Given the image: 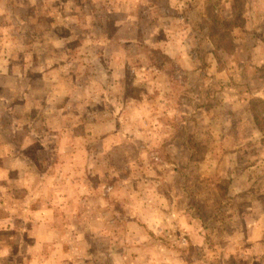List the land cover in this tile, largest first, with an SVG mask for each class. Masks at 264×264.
<instances>
[{
  "label": "rangeland",
  "instance_id": "rangeland-1",
  "mask_svg": "<svg viewBox=\"0 0 264 264\" xmlns=\"http://www.w3.org/2000/svg\"><path fill=\"white\" fill-rule=\"evenodd\" d=\"M100 1H89L91 22L83 0H0V83L8 85L0 88V264H235L219 259L225 247L235 252L228 244L204 259L200 238L212 250L230 237L227 211L249 198L229 195L234 177L248 174L264 189V100L245 97L261 87L264 70L228 68L221 56L215 65L197 41L183 61L198 70L165 61L155 51L165 32L207 25L167 19L164 0H138L131 10L137 47L102 43L100 63L56 66L66 27L50 17L73 18V30L94 34L103 25L112 38L124 8L96 13ZM30 26L58 35L46 43L54 59L37 58L24 71L17 57L7 77L11 52L36 39ZM48 67L62 69L44 81ZM26 119L31 127L19 125ZM177 192L185 195L178 202ZM170 205L195 208L197 222L187 228L177 213H145Z\"/></svg>",
  "mask_w": 264,
  "mask_h": 264
},
{
  "label": "crops",
  "instance_id": "crops-1",
  "mask_svg": "<svg viewBox=\"0 0 264 264\" xmlns=\"http://www.w3.org/2000/svg\"><path fill=\"white\" fill-rule=\"evenodd\" d=\"M83 1L86 5V14L89 15L88 17L92 22L94 20V9L91 7L92 3L89 2L90 0ZM106 1L107 0L103 2L100 1L102 6L95 11L96 13L99 12L98 10L103 14L111 13V11H108L109 8L112 9L111 6H122L124 8L125 18H118V20H116L117 22L114 24L116 28L114 29V33H112V38L102 35L106 34L103 25L99 29V33L94 34L89 30H73L71 24L72 21H75L73 18H71L70 21L65 20L64 22H58L61 20L58 15L51 16L50 22L52 26L63 24L66 27V29L62 28L65 36L62 35L60 37L55 34L53 30H50L48 34L43 32V36H40L38 35L40 32H36L38 31L37 28L30 26L28 30L25 31L32 30L35 32L36 36H34L36 39L34 41H27L26 50L17 52V54L14 53L16 55L11 52L10 56L5 60V64L9 65V70L4 74H7L8 77V74L12 72L11 64L16 62L17 57H20L22 70L24 71L29 69L37 58L54 59L51 51L48 50V46H46V43H51L52 37L54 36H58L60 39L62 38L61 47H63L64 58L58 59L59 62L56 60L53 61L56 66L62 65L63 70L68 66L80 65L83 60H96L97 63H100L104 54H106L107 50H105V48L110 43L114 45L122 41L134 44L135 47H137L138 41L135 36L137 35L135 22L138 16L131 10L134 5L138 3V0ZM111 3L113 4L109 6L108 4ZM141 4L142 2L140 5ZM162 11L165 12L164 16L169 20L177 18L174 15H181L180 18L184 22L187 20V17H192L194 18V25L202 21H205L207 25L203 29L198 30L190 27V30L180 31L178 29L179 32H172L171 34H167V32L164 33L165 37L161 41L162 44L160 48H156L158 50L155 51L163 53L166 56L164 60L167 62L170 61V64L175 63L174 67L177 66L178 70L180 69V71L183 72L184 69H188V67H191L193 70H198V66H196L194 62L192 64H185L183 61L184 53L190 49L189 47H193L195 51L198 52L196 41L199 44V48H207L204 53L213 57L212 62L215 65L218 63L216 57L221 56L223 59L229 61L228 68L236 66L239 67L240 70H246V72L251 69V67L259 72L264 70V0H164ZM166 12L168 14H166ZM57 14H60L59 9L57 10ZM170 14H173V16ZM101 21L104 22V15L101 17L99 16V23H101ZM125 31H129L128 36H123ZM37 36H39V38ZM185 40L189 42L193 41L194 44L189 46ZM73 42H75V46L72 48L71 43ZM102 43L105 44V48L102 46ZM49 46L51 47V45ZM38 54L40 57L35 56ZM89 55L92 56L89 57ZM82 57L85 59L78 61ZM196 59L198 62L200 61L198 57ZM161 68L164 69L165 67L162 66ZM61 69V67L56 69L48 67L43 76V80L51 81V78L53 79L51 73ZM157 69L159 70V68ZM19 76L22 78L23 73ZM246 76L250 77L249 73H247ZM256 82L261 84V87L255 91L256 94L248 92L245 97L248 99L255 98L264 100V78L260 77L259 73H257ZM7 86V84L0 83V88H6ZM66 97H68L67 94ZM54 98H58V94H55ZM31 108L32 107L29 109ZM29 115L35 119L39 118L34 114ZM19 125L21 127H31L28 119L24 120L23 123ZM70 125L72 124L70 123ZM43 126L45 128V133L49 132L48 134H50L55 131L52 125L41 124L39 127L42 128ZM20 129L21 128L18 127L16 130L19 131ZM251 179L252 178L247 174L245 176L237 175L234 177V180L231 181L232 187L229 195L236 198L247 196L250 199L248 198L245 200L246 202L244 205L233 207L227 211L230 228L233 230L232 233H230V237L228 234L226 240L220 241L221 244L213 243L215 246L212 247V250L210 247L211 244L206 245L204 240L200 238L201 246L203 245L205 246L204 248L208 249V254L203 256L204 259L210 257L211 260L216 245L221 246L223 244H228L235 252H229L225 247V251L220 257L218 256L219 259L234 262L235 264H264V204H262L261 201L259 202V198L264 196V189L260 190L258 185L253 187L255 180ZM174 195L176 196L177 202L179 197H185L184 192H177V195ZM253 197L255 199H252ZM172 205H170V207L165 206L167 210H163V212L160 209L151 207L150 210H145V213H177L178 216L176 219L179 224L183 225L186 223L185 226L187 228L194 226L197 220L194 216L191 217L190 214L193 211H197L195 208L186 210L183 206L174 205V207ZM197 217L199 216L197 215ZM236 221L240 224L235 223ZM232 234H234V236ZM214 253L216 258L217 251ZM212 261L215 260L212 258Z\"/></svg>",
  "mask_w": 264,
  "mask_h": 264
},
{
  "label": "trees",
  "instance_id": "trees-1",
  "mask_svg": "<svg viewBox=\"0 0 264 264\" xmlns=\"http://www.w3.org/2000/svg\"><path fill=\"white\" fill-rule=\"evenodd\" d=\"M252 113H253V117H254L255 123L257 124L258 121H259L258 116H257V114L254 111H252Z\"/></svg>",
  "mask_w": 264,
  "mask_h": 264
}]
</instances>
